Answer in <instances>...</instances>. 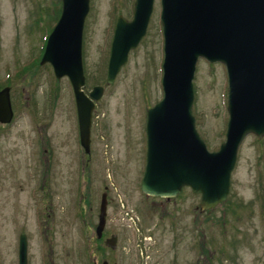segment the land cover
I'll return each instance as SVG.
<instances>
[{"label": "rangeland", "instance_id": "rangeland-1", "mask_svg": "<svg viewBox=\"0 0 264 264\" xmlns=\"http://www.w3.org/2000/svg\"><path fill=\"white\" fill-rule=\"evenodd\" d=\"M62 0H0V86L11 88L12 121L0 123V264H264V137L248 135L231 172L227 199L200 209L183 187L169 199L141 192L148 109L163 96L161 0L145 35L113 82L107 68L118 16L134 0H90L82 35L85 92L96 101L88 152L79 144L72 86L40 64ZM226 68L197 63L195 127L219 151L228 120ZM0 87V88H1ZM107 216L102 238L101 195ZM117 236L113 249L105 240Z\"/></svg>", "mask_w": 264, "mask_h": 264}, {"label": "water", "instance_id": "water-1", "mask_svg": "<svg viewBox=\"0 0 264 264\" xmlns=\"http://www.w3.org/2000/svg\"><path fill=\"white\" fill-rule=\"evenodd\" d=\"M60 20L46 43L41 63L50 62L56 78L68 76L75 95L82 146L88 152L94 104L82 92V31L89 0H63ZM154 0H136L133 21L116 25L108 82L144 36ZM165 38L164 98L148 112L147 164L141 191L173 197L183 186L201 192V209L214 208L229 192L230 176L244 138L264 136V0H161ZM200 57L227 65L226 141L209 152L192 115V80ZM103 88L90 94L98 100ZM10 88L0 91V123L12 120ZM103 195L95 233L101 238L106 221ZM20 236L19 264H27L26 240ZM105 245L115 247L116 237ZM103 264H108L106 261Z\"/></svg>", "mask_w": 264, "mask_h": 264}]
</instances>
